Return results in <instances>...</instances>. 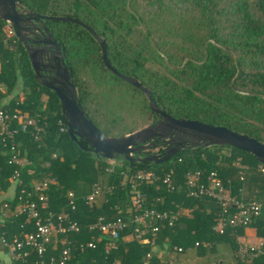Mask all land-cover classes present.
Segmentation results:
<instances>
[{
    "label": "trees",
    "instance_id": "trees-1",
    "mask_svg": "<svg viewBox=\"0 0 264 264\" xmlns=\"http://www.w3.org/2000/svg\"><path fill=\"white\" fill-rule=\"evenodd\" d=\"M16 1L36 14L72 17L88 26L104 40L109 64L139 81L156 105L172 117L225 126L264 143V0ZM43 24L63 48L78 104L101 134L125 135L157 119L144 93L106 69L99 43L84 27L57 20ZM5 26L0 19V84L4 87L0 99L11 94L9 108L37 114L45 133L38 140L25 133L16 136L17 157L25 159L23 165L7 164L8 155L0 153V210L5 212L0 236L9 241L13 235L32 230L25 215L12 213L17 203L14 191L2 196L9 187L14 189L10 176L16 169L28 191L47 181V208L42 214L64 210L67 192L74 193L76 209L71 217L80 230L66 234L76 245L68 264H142L147 251L152 252L153 264H162L154 253L157 245L199 247L241 231L226 227L221 234L214 232L215 203L186 195V172L214 170L232 195L261 203L259 215L248 226L263 238L262 247L245 258L235 253L234 264H264V165L249 152L226 145L194 146L159 163L138 160L141 154L134 153L130 165L122 157L105 159L93 154L82 140L75 143L67 132L58 133L56 120L63 119L58 99L36 81L23 45L15 35L6 36ZM18 89L23 93L21 101ZM240 171L243 180H239ZM139 172H153L156 178L132 179ZM166 176L172 187L163 182ZM94 183L103 199L86 205L83 197ZM132 185L142 197V207L178 214L172 226L159 225L154 247L125 236L134 225L131 215L138 212L131 203ZM4 202L9 209H2ZM187 209L190 218L184 213ZM98 216L121 217L129 223L108 251L105 235L87 228ZM145 234L150 236L148 231ZM87 241H94V247H77ZM56 249L53 252L61 246ZM23 259L10 263L34 264L37 256L29 251Z\"/></svg>",
    "mask_w": 264,
    "mask_h": 264
},
{
    "label": "built area",
    "instance_id": "built-area-1",
    "mask_svg": "<svg viewBox=\"0 0 264 264\" xmlns=\"http://www.w3.org/2000/svg\"><path fill=\"white\" fill-rule=\"evenodd\" d=\"M5 23V34L7 37H11L12 34L14 35L13 30L8 22L5 21ZM0 92L4 93V87L1 84ZM18 96L19 101H21L23 98L22 93H18ZM8 97L7 100L0 99V153L8 155L7 164L23 165L26 162L25 159L17 157L16 136L19 133H25L33 140H38L45 133V130L42 125L38 124L37 114L30 115L17 108L10 109L8 105L11 96L8 94ZM55 124L58 133L66 132L64 119L58 118ZM55 156V152H52L51 157ZM239 174V180H243L242 172L240 171ZM154 178H156V175L153 172H139L132 179L148 182ZM10 179L13 180L12 187L14 189H12V193L14 191L17 200L12 213L25 215V220L32 222V230L23 232L20 236L13 235L9 241L0 236L6 256L10 261H19L24 260L23 258L28 255L29 251H34L37 256L34 264H68L72 247H76V245L74 246V243L68 240L66 234L69 232L76 233L80 230L79 223L71 217V213L76 209L74 193L72 191L67 192V205L64 210L58 213L45 211L42 214V210L47 208V181L33 185V191L31 192L23 187L16 169L12 172ZM163 182L172 187L168 176L163 179ZM185 186L187 196L206 197L211 199L217 206L218 212L212 226L214 232L221 234L226 227L244 228L260 213L261 203L258 200L251 199L244 202L232 195L229 188L222 183L214 170L207 173L200 170L186 172ZM131 189L133 192L131 203L138 209V212L131 215V223L134 225L125 236L136 239L140 243H149L154 247L159 225L166 223L168 226H172L177 221L178 214L167 210L142 207V197L134 185L131 186ZM34 192L36 197L33 199L31 194ZM100 192V187L94 183L90 192L83 197L84 203L91 205ZM2 209H9L7 202L2 204ZM3 217H5V212L0 210V219H3ZM128 225L129 223L121 217L108 220L104 216H98L88 224L87 228L89 230L96 229L105 235L107 238L105 251H108L115 247V241L119 233L124 231ZM146 231H148L149 237L145 234ZM197 244L195 242V245ZM208 244L209 242H202L204 246ZM262 244L263 241L258 245L238 243L236 254L240 258L248 257L253 253H257ZM58 245L61 246V249L56 253L53 252L57 250ZM77 247L80 249L92 248L94 247V241L79 242ZM176 250L180 251L181 248L177 247ZM151 257L152 252L147 251L144 254L142 264H153ZM98 264L108 263L100 262Z\"/></svg>",
    "mask_w": 264,
    "mask_h": 264
},
{
    "label": "water",
    "instance_id": "water-1",
    "mask_svg": "<svg viewBox=\"0 0 264 264\" xmlns=\"http://www.w3.org/2000/svg\"><path fill=\"white\" fill-rule=\"evenodd\" d=\"M0 19L8 22L18 41H23L22 35L24 27L21 26L22 22L32 23L33 21H36L39 23L42 28L41 33L48 38L42 40V43L48 46H54L59 55L58 62L51 65L50 68L60 69V72L55 73V75L62 79L57 81L59 85L55 88L50 87L47 84H43V86L51 88L53 94L57 97L60 114L64 119L66 132L70 139L75 143H78L79 139L82 140L89 146V150L93 154L105 159L122 157L130 165L135 159L133 156L134 153H139L140 151L155 146L153 138L157 133H154V131L158 128V124L161 123L174 130L191 131L199 134L201 140L205 142L203 146L226 145L249 152L260 164L264 165L263 142L248 135L232 131L225 126L208 125L197 120L184 119L181 117L174 118L159 108L147 88L142 86L136 79L118 72L109 64L106 57V45L104 40L97 36L88 26L78 20L66 16L39 15L27 10L16 0H0ZM44 20L74 22L84 27L99 43L101 59L106 69L111 74L144 93L147 98L149 109L157 116L156 123L148 124L125 135L109 137L101 134L97 127L87 117L83 109L79 106L76 88L72 83V74L69 67H67L64 62V50L60 47V43L51 36L50 32L43 24ZM27 55L30 67L37 78L38 71L34 59V52H27ZM148 140H150L148 143H144ZM171 155V153L161 151L159 154H145L144 156L139 157L138 160L159 163L167 160Z\"/></svg>",
    "mask_w": 264,
    "mask_h": 264
},
{
    "label": "flooded vegetation",
    "instance_id": "flooded-vegetation-1",
    "mask_svg": "<svg viewBox=\"0 0 264 264\" xmlns=\"http://www.w3.org/2000/svg\"><path fill=\"white\" fill-rule=\"evenodd\" d=\"M21 26L24 27V29L22 35L23 41L20 42L23 45L26 54L27 52H34V59L38 71V77H35L36 81L42 86L43 84H47L50 87H57L59 85L57 81L62 79L59 76H56L55 73H59L60 69L50 68V66L56 64L59 59V55L55 50V47L42 43V40H46L48 38L41 33L42 28L38 22H22ZM43 87L52 91L49 87ZM156 121L157 119L153 123H156ZM154 133H157V135L153 138L155 146L150 147L147 150L140 151L139 153L141 154V157L148 153L159 154L161 151L174 154L180 150L203 145L205 143L201 140L200 135L197 133L174 130L161 123L158 124V128L154 131ZM149 141L150 140L145 141L144 143H148Z\"/></svg>",
    "mask_w": 264,
    "mask_h": 264
},
{
    "label": "crops",
    "instance_id": "crops-1",
    "mask_svg": "<svg viewBox=\"0 0 264 264\" xmlns=\"http://www.w3.org/2000/svg\"><path fill=\"white\" fill-rule=\"evenodd\" d=\"M11 194L12 188L9 187L6 194L2 196H11ZM102 199L103 194H99L96 197V202L99 203ZM184 213H186V218H190L191 213L189 209L184 210ZM230 237V239H221L206 246L200 245L199 247L192 244L183 246V248L181 246L169 247L157 245L154 253L162 264H234L238 243L258 245V243L263 241V238L256 236L254 228L250 226L242 228L240 232H235ZM177 247H180L182 250H176ZM10 262L0 240V264H11Z\"/></svg>",
    "mask_w": 264,
    "mask_h": 264
},
{
    "label": "rangeland",
    "instance_id": "rangeland-1",
    "mask_svg": "<svg viewBox=\"0 0 264 264\" xmlns=\"http://www.w3.org/2000/svg\"><path fill=\"white\" fill-rule=\"evenodd\" d=\"M84 82H88V81H85L84 80ZM127 83V82H126ZM122 84H124V83H122ZM129 84V83H128ZM125 86H127V84H124ZM18 93H22V91H21V89H18ZM11 95V94H10ZM18 95V94H17ZM22 95H23V93H22ZM19 97V96H18ZM7 99H9V97H8V94H6V96L4 97V100H7ZM133 118H135L134 116H133ZM93 119V118H92ZM93 122L99 127V128H101V125L97 122V121H95L94 119H93ZM147 125V124H146ZM146 125H143V126H146ZM136 127H138V126H136ZM140 128V127H139ZM250 199V198H249Z\"/></svg>",
    "mask_w": 264,
    "mask_h": 264
}]
</instances>
